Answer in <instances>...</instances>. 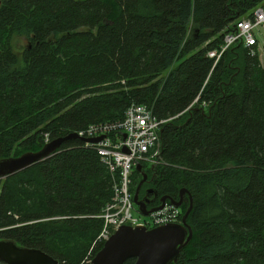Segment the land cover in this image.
I'll return each instance as SVG.
<instances>
[{
	"label": "trees",
	"instance_id": "obj_1",
	"mask_svg": "<svg viewBox=\"0 0 264 264\" xmlns=\"http://www.w3.org/2000/svg\"><path fill=\"white\" fill-rule=\"evenodd\" d=\"M263 5L0 0V159L145 105L164 121V164H144L143 173L159 200L188 192L182 217L189 196L193 202L192 239L171 264H264V69L241 43L218 60L209 56ZM16 37L28 43L21 53ZM132 180L134 196L142 172ZM112 197L113 177L97 152L67 140L52 157L0 180V240L60 264H89L104 244L95 216Z\"/></svg>",
	"mask_w": 264,
	"mask_h": 264
},
{
	"label": "built area",
	"instance_id": "obj_2",
	"mask_svg": "<svg viewBox=\"0 0 264 264\" xmlns=\"http://www.w3.org/2000/svg\"><path fill=\"white\" fill-rule=\"evenodd\" d=\"M260 29L264 31V5L257 8L251 18L240 20L234 30L224 37L220 52L210 53L209 56L218 60L230 47L241 43L264 69V44L259 39ZM163 123L149 107L132 104L122 120L93 124L77 132L80 139L104 136L99 143L85 144L97 152L113 177L112 200L100 215L95 216L104 222L98 241L105 243L121 226L152 229L182 223L181 209L168 202L163 210L147 217L133 212L137 211L130 192L133 172L138 164L154 169L163 163L160 140ZM91 261L88 263L91 264Z\"/></svg>",
	"mask_w": 264,
	"mask_h": 264
},
{
	"label": "water",
	"instance_id": "obj_3",
	"mask_svg": "<svg viewBox=\"0 0 264 264\" xmlns=\"http://www.w3.org/2000/svg\"><path fill=\"white\" fill-rule=\"evenodd\" d=\"M71 139H80L77 133L55 139L47 143L40 151L26 152L18 157L0 159V180L24 171L31 166L52 157L62 146ZM82 139V138H81ZM104 139L83 138L85 143L96 144ZM136 171L142 172L143 180L139 183L133 202L137 212L142 216H149L164 209L166 203L180 208L183 197L188 195L186 190L180 191L179 200L168 196L160 198V205L148 210V201L140 200V191L148 176L143 173V165L138 164ZM151 191H147L149 195ZM190 205L182 217L181 224H167L148 229L145 226H121L103 244L96 253L91 264H124L129 259H135L134 264H171L176 262L181 251L190 243L193 231L187 220L193 208L191 197ZM0 264H60L49 254L35 248L18 245L13 241L0 240Z\"/></svg>",
	"mask_w": 264,
	"mask_h": 264
},
{
	"label": "flooded vegetation",
	"instance_id": "obj_4",
	"mask_svg": "<svg viewBox=\"0 0 264 264\" xmlns=\"http://www.w3.org/2000/svg\"><path fill=\"white\" fill-rule=\"evenodd\" d=\"M151 170H153L151 168ZM151 191V193L149 195H147V191ZM141 195L139 197L140 200H143L146 198V200L148 201V205L147 208L148 210L156 207L157 205V201H159V197H158V193L152 183V179H147V181L145 182V184L143 185V188L141 189ZM136 207V206H135ZM137 210V207H136Z\"/></svg>",
	"mask_w": 264,
	"mask_h": 264
},
{
	"label": "rangeland",
	"instance_id": "obj_5",
	"mask_svg": "<svg viewBox=\"0 0 264 264\" xmlns=\"http://www.w3.org/2000/svg\"><path fill=\"white\" fill-rule=\"evenodd\" d=\"M259 39H260V42H261V44H264V31L262 30V29H260V32H259ZM13 45L15 46V48L17 49V51L19 52V53H21L22 51H23V49L28 45V43L27 42H25V41H23L20 37H16V38H14V40H13ZM148 167H150V166H148ZM151 168V167H150ZM134 212V214H138V212L137 211H133ZM99 237V236H98ZM97 241H98V238H97ZM100 242V241H99ZM89 261H91V260H89ZM88 261V262H89Z\"/></svg>",
	"mask_w": 264,
	"mask_h": 264
},
{
	"label": "bare ground",
	"instance_id": "obj_6",
	"mask_svg": "<svg viewBox=\"0 0 264 264\" xmlns=\"http://www.w3.org/2000/svg\"><path fill=\"white\" fill-rule=\"evenodd\" d=\"M164 163H161L160 165H163Z\"/></svg>",
	"mask_w": 264,
	"mask_h": 264
}]
</instances>
